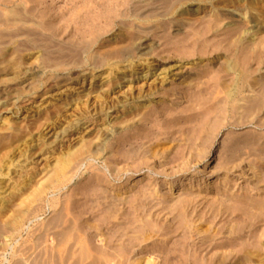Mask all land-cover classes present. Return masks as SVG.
I'll return each instance as SVG.
<instances>
[{"label": "rangeland", "instance_id": "rangeland-1", "mask_svg": "<svg viewBox=\"0 0 264 264\" xmlns=\"http://www.w3.org/2000/svg\"><path fill=\"white\" fill-rule=\"evenodd\" d=\"M28 1L16 0L22 14L14 20L18 22H14L17 25L14 33L18 35H14L13 43H9L5 35L7 25L1 21L6 18V11L14 7L0 6V29L6 27L3 36L0 35V264H102L106 260L109 261L106 264H114L118 258L124 260L117 254L114 260L98 253L102 247L114 244L116 237L112 238L111 232L123 220V212L131 209L128 207L135 192L143 188L157 191L151 202L153 218L157 220L175 223L178 212H171L172 206L188 198L185 202L188 204L186 216L198 225L201 223L203 230L193 238L194 248L199 253L197 255L198 251L193 250L197 256L177 254L170 261L165 253L158 252H139L130 257L141 259L143 264L147 261H157L156 264H166L167 261L169 264H256L255 258L250 259V253L233 251L228 224H225L229 218L221 216L219 211L223 209V200L228 204L242 205L247 203L251 194L254 199L261 198L255 182L257 176L264 173V101L260 108L257 107V96L262 95L260 90L264 84V74L260 70H264V62H246V58L242 60L245 56L228 51L225 46L233 35L229 29H240L249 24L244 16L247 11L264 24V3H256L261 0H243L238 5H248V10H235L233 17L232 8H229L230 13L223 10L225 6L221 0L210 3L194 0L192 5L187 4L185 13L143 19L133 12L134 3L138 0H130L116 12L114 23L102 30L89 55L122 51L121 56L96 66L91 64L92 59L80 64L65 60L67 63L60 66L55 61L44 64V60L38 58L41 52L28 44L27 32L35 34L37 31L38 35H34L36 40L42 39L43 42L47 38L53 44L59 43L67 48L78 42L74 37L75 30L61 35L43 30L41 27L49 22L47 17H43L46 9L31 8L33 4L36 6V2L31 4ZM260 3L263 8L256 10L261 7ZM188 9L195 10L196 14H189L193 11ZM213 16L220 19L221 32L208 34L207 42L214 49L217 47L216 51L204 53L201 49L193 52L191 47L175 44L183 38L189 26L203 27L204 22ZM139 26L144 27L148 35L140 30L139 33ZM145 36H148L149 46L141 48ZM262 38L264 28L257 32L256 43ZM171 40L173 42L170 43ZM201 42H204L203 38ZM260 42L263 44L264 39ZM218 45L223 46L220 48ZM227 59H234L241 69H246L251 76L249 83H253L245 88L233 107L229 105L227 91L234 86L236 75L226 72ZM130 64L135 71L130 70ZM149 64L148 76L142 79ZM31 67L36 72L25 73ZM54 71L63 80L46 88ZM205 86L215 89L208 92ZM204 88L207 92L205 100ZM140 91L148 95L140 100L132 99L131 104L137 101L140 105H150L145 110L153 115L152 118L159 117L161 121L165 120V114L167 116L173 111V117L169 119L173 128H169V135L163 134L171 139L159 146L157 156L130 158L125 156L128 147L123 139L134 145L143 143L146 146L153 142L141 138V129H149L153 125L138 123L145 110L137 115V112L129 111L128 103H124L125 99L131 95L136 97ZM191 105L197 108L198 114L194 111L185 119L182 110ZM252 105L256 108L253 111ZM249 106L251 111L247 109ZM204 116L210 123L208 131H204V143L200 139L195 142L196 138L190 135L189 142L195 143H189L184 151L185 138L176 129L185 120L190 121L187 126H193ZM127 119L134 121L135 125L127 128ZM155 130H159V126ZM101 142L103 149L96 152ZM163 149L167 151L164 153ZM125 200L128 203L124 205ZM112 203L118 208L117 220L108 218V207L111 208ZM164 205L169 209L161 211ZM98 224L113 226L97 229ZM95 225L96 228L93 227ZM220 226L223 227L221 231ZM208 228L212 229L210 234L204 233ZM250 229L247 227L244 234L250 235ZM163 237L141 238L139 244L151 246L153 241L159 242ZM117 241L118 244L122 242ZM173 241L175 239L169 242L170 246ZM173 246L178 247L175 243ZM263 246L264 241L258 256L262 264Z\"/></svg>", "mask_w": 264, "mask_h": 264}, {"label": "bare ground", "instance_id": "bare-ground-1", "mask_svg": "<svg viewBox=\"0 0 264 264\" xmlns=\"http://www.w3.org/2000/svg\"><path fill=\"white\" fill-rule=\"evenodd\" d=\"M129 1L130 0H29L28 2H30V3L31 2H36V6H35V4H33L34 7H31V8L44 7L46 9V12L44 13L43 17H45V18L47 17L49 22H47L45 27H41V28H43V30H46V31H48V30L50 31L51 30V31H53L52 33H54L55 35H61V34H64V32H68L71 29H73V30H75L74 31L75 32V36L74 37H76L78 39L77 40L78 42H76L75 45H73L74 43H72L71 44L72 47L67 46V48H65L63 45H61L59 43L57 44V43L54 42V44H53L52 41L50 39H47V38L45 39V41L42 42L41 41L42 39H40V41H39V40H36L34 38L35 34L38 35L37 31L35 32V34L32 31L31 32L28 31L27 32V36H26L28 39H26V40H27L29 45H32V46H34L35 49H38L37 51L39 53L41 52V57L39 56L38 58H42L44 60V64L46 62L49 63L51 61H55L56 64H58L60 66H63L64 64L67 63L65 60H68L69 62L71 61L74 64H76V63L80 64L81 62L86 63L85 61L86 60L90 61V59H92L93 63H91V64L92 65L94 64V66H96L97 64L110 63L111 61H114L117 57L121 56V54L123 52L122 51H116L115 53H112V54L111 53L110 54L109 53H102V54L99 53L97 56H96V54H95V56H94V54L91 55V56H89V55L92 53L91 52L92 51L91 50L92 47L94 46V44H96V42L99 39V36L102 34L101 33L102 30H104L108 25L110 26V25H112L114 23L115 15L117 14L116 12L120 11L122 9L121 7L125 6V4L127 2L129 3ZM193 1L194 0H138L136 3H134L135 5L133 7L134 8L133 12L135 13V16H138L139 18L141 17L143 19H149V18H152V17L154 18V17H157V16H162V17H164V16L167 17L169 15L174 16L172 14H175V13L179 14L181 12L182 13L187 12V7H188L187 4L189 5V3H191V2L193 3ZM204 1L210 3L213 0H204ZM215 1H218V0H215ZM221 1L223 2L222 4H224V6H225L223 8V10H227L228 13H230L231 10H232L231 15L233 17L235 16L234 13H233V11H235V10H240L241 9V10H245V12H246V10H248V5H245V4L243 6H240L241 4L238 5V3L239 2L242 3L243 0H221ZM259 2H261V3L263 2L264 3V0L258 1L256 3H259ZM192 3H191V5H192ZM27 4H29V3H27ZM17 5L18 4L16 3V0H3L1 2V4H0V6H2L3 8L14 7L13 9H11L9 11H6V14H5L6 18L4 17V20L2 19L3 21H1V22H3V24L5 26L7 25L8 32L5 30L6 29V27H5L4 30L0 29V35L3 36L4 31H6L5 35H6V37L9 38L8 39L9 43L15 42L14 35L16 37L18 35V34H16V32L14 33V31H15L14 30L15 29L14 26L18 23V22H15L14 20H15V18H17L18 14L21 13L19 8L17 7ZM230 7L232 8L231 10H229ZM260 8H263L262 4H261V7L256 8V10H261ZM34 10H36V9H34ZM197 10H198V8H197ZM188 11H190V12L193 11V13H189V14H193V15L196 14L195 10L191 11V9H188ZM34 13H35V11H34ZM255 15H257V14H255ZM244 16L246 18V21L249 24L246 25V27L245 26L241 27L240 29H238L239 27L229 29L230 31H232L233 35L230 38H228V42H227L225 47L227 48L228 51H231V52L235 51L236 53L238 52L241 55L245 56L244 58L242 57V60L246 58L245 59L246 62H250L251 63V61H255V60L260 61V63L264 62V43L262 42L263 44H261V42H260L264 38H262L257 43L255 41V36L257 35V32L259 31V29L264 28V24L262 22L258 21L254 16L252 17L251 13L248 12V11L244 14ZM212 18L213 19L205 21L204 24H203L204 25L203 27L196 28V27H193V26H191V27L189 26L188 30L186 31L184 36H182L183 38L181 40H179L178 43L175 41V44H179L183 48L191 47V49L192 48L194 49L193 52L195 50L196 51H198V50L200 51L201 49H202V51H204V53H207L209 51H211V52L216 51L217 47L214 49L212 47V45L207 42L208 34L211 33L213 35H218V34H220L219 32H221V29H220V27L218 25L220 19L218 18V16H215V17L213 16ZM174 19L175 18H173V20ZM27 20H29V18ZM55 20L57 21V23H54ZM179 21H181V20H179ZM14 22L16 24H14ZM18 25H19L18 27H20V24H18ZM15 27H17V25ZM23 29L24 28H22V30ZM139 30H140L141 33H144L145 35L146 34L148 35V32L145 30L144 27L143 28L140 27L137 31L139 32ZM23 31L25 32L26 30H23ZM41 33H43V32L41 31ZM228 33H227V35H228ZM19 36H20V34H19ZM39 37L40 36H38V38ZM45 37H43V38H45ZM167 38H166V40H167ZM202 38L204 39V42H201ZM172 40L170 41V43L173 42ZM147 41H148V36H145V39L143 40V43L141 44V48H146L147 46H149ZM167 41H169V40H167ZM256 44H257V47H256ZM19 45L20 44H18L17 46L19 47ZM23 46H24V44H23ZM222 46H219V47L221 48ZM67 49H68V51H66ZM181 53L183 54V52H181ZM230 59L226 60V72H233V74L235 73L236 77H235V82L233 84L234 86H232V88L230 90L228 89V91H227V96H228L229 101H230L229 105L230 106L232 105V107H233V104H235L237 102L236 100L239 99L238 97L240 95H242V92L245 90V88L246 87H250V85H252L253 83L251 84L252 81L249 83V81H250L249 78L251 76L247 72V70L246 69L245 70L241 69L240 66L238 65V63L234 61V59L233 60H230ZM246 64L247 63H245V65ZM116 67H119V66H116ZM129 67H130V70L135 71V68H134V66H132V64H130ZM96 68L97 67H95V69ZM147 68H148L147 72H143V74H142V79H146V77L148 76V71H150L151 65L149 64V66H147ZM116 69H118V68H116ZM262 69H260L261 73L264 74V70H262ZM113 70H114V68H112V71ZM28 72L30 74H34L36 72V70H34V68L31 67L25 73H28ZM110 74H111V72H110ZM92 75L94 76L95 72L92 73ZM62 80H63V78L61 76H59V73L54 71V73L50 77V80H49L50 82L47 84L46 88H50L53 85H58V84L61 83ZM91 84H92V79H91ZM199 85H200V83H199ZM205 88H206V86H205ZM205 88H204V100H205V97L207 96L206 95V93H207L206 90L208 91V90L211 89L210 87H209V89H207L208 86H207L206 90H205ZM213 89H215V88H213ZM213 89H211V90L214 91ZM0 90H2V89L0 88ZM47 90H46V92H48ZM260 92H262V95H259L260 97L257 96L259 98L258 101H257L258 102L257 105H259V106L256 105L259 108L262 105L261 103H263V101H264V84L261 86ZM150 94H152V93L150 92ZM147 95H148V93L145 95L143 92L140 91L136 97H133L132 95L129 96L127 99L124 100V103L125 104L128 103V105L130 106V108H129L130 112H132V113H133V111L137 112V115H138L140 113V111L145 110L150 105H146V104H141L140 105V104L136 103L137 101L134 102V103L132 102L134 104L133 105V104H131V100L132 99L140 100V99H143L144 97H146ZM253 99H255V98H253ZM33 102L37 103L36 101H33ZM205 103H204V105H205ZM199 104H201V103H199ZM253 104H254V102H253ZM249 107L250 108L247 107V109H250V111H251V106H249ZM252 107H253L252 111L254 109H256V108H254L253 105H252ZM196 110H197V108H195L194 105L193 106L191 105V106H188L186 108H183L182 111L185 113L184 114V118L187 119V117H191V115ZM182 111H180V112H182ZM196 112L198 114V111H196ZM172 113H173V111H172ZM172 113H170V114L167 113L168 114L167 116L165 114V120L161 121V119L159 117H157V118L153 117L152 118L153 115L149 114L148 110L147 111L145 110L143 115L142 116L140 115L141 118L138 120V123L142 124V125L143 124H145V125L149 124L150 125V123H153V125L151 124L149 129L148 128L147 129L146 128L145 129H141L140 132H142V133H140V134H141V138L142 139H144V140L146 139V141H148L149 143L151 141H153V142H151L150 145L147 144L148 146L147 145L144 146L143 143L141 145H134L133 142L132 143L131 142L127 143L128 139H123L124 143H126V145H127L126 147H128L125 150V152H126L125 156L127 155L130 158H138V157H142V156H145V157H147V156H157L158 153L160 152L159 146L165 144L167 140L171 139L170 137H168L166 135H165L166 136L165 137L163 134H168L169 135V133H170V131H169L170 129L169 128H173V126L170 123L171 121L169 120L171 118V116L173 115ZM177 115H179V114H177ZM205 115L207 116V114H205ZM131 120H132V118H131ZM196 120H197V118H196ZM208 120H209V118H208ZM208 120H206V117L204 116L203 118H201L199 123H197V124L194 123L193 126H187L188 122H190V121L187 122L185 120L184 124L181 125L180 128L178 129L179 131L176 129V131L178 133L180 132L181 136H184V138H185V139L183 138L184 140L182 139L183 141H185L184 144L186 145V146L184 145V147H183L184 151L187 148V145L189 143H193L194 141L196 142L197 139H200L201 142L204 143V140H205L204 139V137H205L204 131H206V130L208 131L209 125H210V123H208ZM241 120H242V118H241ZM128 121H129L128 124H126L127 128H131V126L135 125L134 121L132 122V121H130V119ZM159 122H161V123H159ZM247 122H249V121H247ZM158 126H159V130L156 131L155 128L158 127ZM213 126H215V124ZM49 127H50V125L48 126V128ZM210 128H211V126H210ZM52 129H53V127H51L50 130H52ZM190 135L191 136L193 135L194 138H196L192 142H189L190 137H191ZM190 145H192V144H190ZM102 149H103V144L101 142L99 144V146L96 147V152L101 151ZM164 151L166 152L167 150L163 149V152ZM256 153H257V151H256ZM256 156H259V155H256ZM256 158H258V157H256ZM260 159L261 158L259 157V160ZM258 165H260V164H258ZM258 171H262V170L259 169ZM259 175H261V176H257L256 175L257 179H256V182H255L256 183L255 184V189L257 190V194L261 195V198L254 199L252 197L253 194H251L252 196H248L247 200L248 201L251 200V201H254V202L253 203H249L247 200H245V201H247V203H244L245 201H243L244 204H242V205H238L236 203H235L236 205L235 204H228V203H226V201L223 200V202H222L223 209L219 211V214H221V216L225 217V215H226L229 218V220L225 224H228L227 225V231H228V234H229V239L231 241L230 242V246L234 247L233 251H236V252L242 251V253L246 252L248 254L250 253L252 258H250L249 256L248 257L250 259L255 258L256 261H257L256 264L257 263L258 264L261 263L260 260L258 259V256L261 254L260 252H261L263 241H264L263 240L264 239V173L263 174L261 173ZM261 183L263 185H260ZM262 187H263V190H262ZM143 189H145V188H143ZM143 189H142V191L138 190L139 192H137V191L135 192L136 194L133 196L134 199L131 198V200H132V201L130 200V204L131 205H129L130 207H128V208H131V209L126 210L125 212H123V214H124L123 220L121 222H118L119 225L117 223L118 226H116L114 228V230L111 232L112 233L111 237L112 238L116 237L115 241H114V244L110 246L106 242L109 247H107V246H105L106 248L105 247H102V248L100 247L102 250L99 251V253H98L99 256H103L106 259L110 257V258H113L115 260L116 254H117V255L122 256V258L124 257V260H120V258H118V260H120V261L117 260V262L114 263V264H143V261L141 259H138V258L133 259V257H130V255L131 254H135L136 255L139 252H146V253L158 252V253H162L163 255L165 253V256L167 255V257H166L167 260L170 261L171 258L174 257L177 254H182V255H184V254L188 255L189 254L190 256H192L191 254H195V253H192L193 250H195V252L198 251V250L196 248H194L195 244H193L194 243L193 242L194 241L193 238H194V236L196 234H198V235L201 234L200 232L202 230V227H200L201 223H200V225H198V224L195 223V221L190 220L186 216L187 205L188 204H185V202H186V200L188 198H185L186 200H184V202H182V203L180 202L179 204H177L175 206L174 205L172 206L171 212H173L175 210L178 212V220L175 223L174 222L172 223V221H170V220L163 221L161 219L157 220V218H153L154 214H152V211H151L152 210L151 202H152L153 196H156L157 191L155 193L154 192L155 190H149L150 191L149 192L146 189L143 191ZM254 197H257V196H254ZM164 201L165 200H163V202ZM189 201H190V197H189ZM127 203L128 202L126 201V203H124V205L127 204ZM112 204H113V206L111 208L108 207L109 210L107 209L109 211L108 215H110L111 217L110 216L109 217L107 216V217L109 219H111L113 217L115 220H117V217H118V216H116L117 212H118L116 210L117 207L116 208L114 207L115 203H112ZM164 206H163V210H161V211L169 209V206H167V205H164ZM108 211H107V213H108ZM105 212H106V210H105ZM106 215L107 214L105 213L104 217H106ZM147 215L149 217H146ZM214 218H215V216H214ZM101 219H103V218H101ZM115 220L112 219L113 222ZM106 221H107V219H106ZM108 222H109V220H108ZM213 222H215V221H213ZM110 223H112V222H110ZM115 223H116V221H115ZM112 224H114V223H112ZM88 226H90V225H88ZM100 226L101 225L97 226L98 227L97 229H100L103 226V224H102L101 227ZM106 226H108V227H106ZM109 226L110 225L108 224V225L103 226L102 228H104V227L105 228H109ZM112 226H110V227L112 228ZM93 227L96 228V225L93 226ZM225 227L226 226L224 225V228ZM247 227L251 228L250 231H249L250 235H245L244 234V231H245V229ZM220 228H221L220 229V231H221L223 229V227L220 226ZM260 228L261 229L263 228L262 229V233L260 231ZM211 231H212V229L210 230V228H208L207 230H205L204 233L210 234ZM109 234H110V232H109ZM155 236H157V237L164 236L165 238L163 237V239H159V242L153 241L151 246H150V244L147 245L148 247L147 246L144 247L143 245L139 244V240L141 238L142 239L143 238L148 239V238H152V237H155ZM111 237H110V239H111V242H112V238ZM125 237H127V238L124 239ZM117 239L121 240L122 242H120L118 244ZM174 239H175V241H173V242L178 247L173 246L174 243L171 246L169 245V242L171 240H174ZM140 242H141V240H140ZM203 245H205V244H203ZM100 248H98V249H100ZM198 253H199V251L197 252V255H198ZM120 256H118V257H120ZM86 257H87V254H86ZM86 257H84V258L86 259ZM179 259H180V257H179ZM147 260H148V258H147ZM168 261L166 262V264L170 263ZM104 262L105 263L102 262V264H106L109 261L107 262V260H106ZM113 262H115V261H113ZM156 262L155 261H147L146 264H156Z\"/></svg>", "mask_w": 264, "mask_h": 264}]
</instances>
